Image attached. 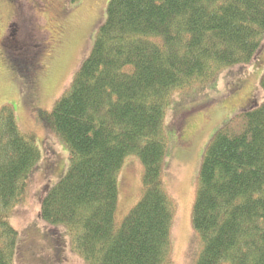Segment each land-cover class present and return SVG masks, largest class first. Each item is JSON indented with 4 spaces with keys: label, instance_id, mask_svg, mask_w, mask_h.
I'll list each match as a JSON object with an SVG mask.
<instances>
[{
    "label": "trees",
    "instance_id": "16d2710c",
    "mask_svg": "<svg viewBox=\"0 0 264 264\" xmlns=\"http://www.w3.org/2000/svg\"><path fill=\"white\" fill-rule=\"evenodd\" d=\"M34 43L27 54L6 53L32 64L28 73L47 47ZM263 44L264 0H110L88 58L53 110L40 114L69 154L66 175L43 200V220L65 227L71 249L89 264H175L177 207L164 182L167 110L175 95L253 63ZM129 157L143 166L142 194L119 225L117 176ZM39 161L34 136L3 107L0 264H16L18 232L8 217ZM196 192L194 264H264V103L216 133Z\"/></svg>",
    "mask_w": 264,
    "mask_h": 264
},
{
    "label": "rangeland",
    "instance_id": "374dc122",
    "mask_svg": "<svg viewBox=\"0 0 264 264\" xmlns=\"http://www.w3.org/2000/svg\"><path fill=\"white\" fill-rule=\"evenodd\" d=\"M109 2L50 0L37 10L39 17L36 15L33 23L30 10L23 4L19 13L26 20L27 23H23L28 30L23 26L20 36L4 42L6 49L0 46V110L3 107L14 109L19 127L34 136L40 152L37 170L26 193L8 217L10 225L18 232L16 264H89L71 249L65 227L51 226L42 218L43 200L66 175L69 154L66 145L40 114L53 110L88 58L96 33L106 20ZM7 5L6 0H0V38L5 23L12 16ZM41 17L50 21L45 28ZM49 33L52 35L46 37ZM38 38L45 39L48 48L36 61L39 66L31 67L29 73L26 71L32 64L19 60L13 63L5 54V51L20 56L27 54ZM262 46L253 63L227 69L204 89L175 95L167 110L164 182L177 207L173 226L175 264H194L200 254L201 243L192 226V211L197 178L208 145L241 110L264 103L261 87L264 44ZM212 100L217 107L209 109L206 105ZM142 176L139 158H127L117 176L116 223L119 225L141 199Z\"/></svg>",
    "mask_w": 264,
    "mask_h": 264
},
{
    "label": "flooded vegetation",
    "instance_id": "af4514ba",
    "mask_svg": "<svg viewBox=\"0 0 264 264\" xmlns=\"http://www.w3.org/2000/svg\"><path fill=\"white\" fill-rule=\"evenodd\" d=\"M8 1V5L10 6V10L12 12V16L11 18H9V20L7 21L6 25H5V29L3 31V37L1 38V44L3 45V42H5L7 39H14L17 36H20L23 33V15L19 14V9L22 7V5H26L28 7V9L30 10V17H31V22L33 23L34 20L36 19V15L39 17V15L37 14V10L40 7H45L47 1L49 2L50 0H7ZM42 19H44V23L45 25L43 27H47L49 25V20H46L45 18L41 17ZM49 21V22H48ZM22 24V26L20 25ZM33 25V24H32ZM14 27V30L11 32H9V29ZM34 28V26H32ZM28 28V27H27ZM58 30H60V28L57 27ZM33 30H35L36 32L38 31L34 28ZM27 31V30H26ZM56 34L58 33L55 32ZM35 34V33H34ZM50 35H52V33L47 34V37H49ZM56 37V36H54ZM33 40V39H32ZM35 41V40H33ZM38 42H40L39 45L44 44L43 42V38H38L37 39ZM224 110L221 109V112H223Z\"/></svg>",
    "mask_w": 264,
    "mask_h": 264
}]
</instances>
